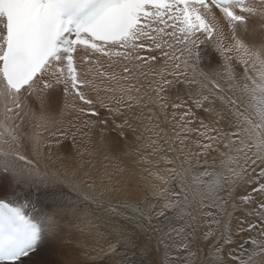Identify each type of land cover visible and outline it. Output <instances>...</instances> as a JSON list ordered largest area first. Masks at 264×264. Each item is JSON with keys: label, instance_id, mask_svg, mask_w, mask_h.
Returning <instances> with one entry per match:
<instances>
[{"label": "snow or ice", "instance_id": "obj_1", "mask_svg": "<svg viewBox=\"0 0 264 264\" xmlns=\"http://www.w3.org/2000/svg\"><path fill=\"white\" fill-rule=\"evenodd\" d=\"M61 96L58 116L46 110ZM49 126L56 149L81 156L77 136L97 129L109 146L131 133L146 140L137 155L165 153L167 179L145 169L163 203L129 217L148 238L139 264H264V0H0V264H29L100 206L84 181L41 171ZM233 210L246 238L230 248Z\"/></svg>", "mask_w": 264, "mask_h": 264}, {"label": "bare ground", "instance_id": "obj_2", "mask_svg": "<svg viewBox=\"0 0 264 264\" xmlns=\"http://www.w3.org/2000/svg\"><path fill=\"white\" fill-rule=\"evenodd\" d=\"M101 95H103V92H101ZM59 101H60V99H59ZM58 102H57V105H58ZM55 103H53V104H55ZM59 104H60V102H59ZM53 108L50 105H46V109H53ZM55 113H57V112H55ZM137 114H138V112H137ZM58 115H59V113H58ZM201 115H203V114L201 113ZM169 120H171V109H169ZM69 122L76 123L78 127H79V125L82 124V122L77 121L75 114L66 113L65 114V120H64V126L67 127ZM209 122L210 121L208 119L205 120V123H209ZM133 123L135 124L136 122L133 121ZM160 123H161L162 128H166V130L170 134L172 133V126L170 124L167 126L163 124V116L162 115L160 117ZM217 126L222 127V125H217ZM195 127L199 128V125L196 124ZM29 130H31V129L29 128ZM51 131H53V127L49 126V129L47 131L42 132V135L45 138L46 144H53V147L51 149H48L46 147V149H47L46 152L43 150V154L39 158L41 171H48L49 173L55 171V172L60 173L61 175L66 174L69 178L75 179L78 182L84 181L85 183L82 185L83 188H85L87 183H88V184H91L92 186H95L99 191L103 190V188H104L105 189L104 195H108L110 197L119 196V199L124 200L129 196V194L130 195L132 194L134 196H137V198L139 200V198L142 199L143 196H145V191H150L154 195H156L153 188H152V185L153 184H159L158 181H156L154 178L149 176L148 171H145V169H150L153 172H158L161 176H164L165 179L167 177V174L164 171L165 168L158 166V163H157V161H159V157L163 156V154L162 155L158 154L156 156H153L150 154L151 149L145 147L142 150V152L139 155H137L136 149H137L138 145L139 144H145L146 140H141V141L137 142V141H135V138L131 135V133L129 134V139L127 142L119 141V138L115 136V138L113 140L119 141V142L113 143L111 146H109L106 143H102L101 138H99V140H95L94 142H92L93 147L91 150L87 148L88 153H90V154L85 153L84 155L81 156L77 153V151L75 149H72L73 151H71L70 153L68 151H65L64 149H59V150L56 149L54 146L55 141L50 136ZM140 131L141 132L143 131L142 127L140 128ZM98 132H99V130H98ZM137 134H139V132ZM93 135H98V133L93 134ZM149 135H151V134L145 133V137H147ZM161 135H163V133H161ZM80 137L81 136H79V138ZM79 138H77V139H79ZM153 138H155V137H153ZM195 139H196V136H195V134H193L190 137L189 142L186 145V148H191L193 150H196L194 143H192V141H194ZM81 140L82 139L80 138V141ZM77 144L80 147L81 144L80 143H77ZM86 144H89V142ZM82 145H84V144H82ZM177 147H180V145L177 144ZM83 149H85V148H82L81 150H83ZM62 150H63V153L66 154L65 157H63ZM28 155H31V153L29 152ZM141 156H144L147 159H149L151 161V163H139ZM73 158H75L76 160L79 159V161L78 160L76 161L75 159L73 160ZM124 158H127L128 165L122 161ZM212 163H213L212 159L209 158V164L211 165ZM161 166H162V164H161ZM75 167H77V168L75 169ZM97 169L99 170L98 173H97ZM121 172H125V174H128L129 175L128 178L122 179ZM113 182H115V183L121 182L119 184L118 191L113 192L112 187H111ZM114 187H117V186H114ZM247 187H248L247 185L243 186L240 191L243 192L244 188H247ZM64 190L67 191V189H64ZM135 192H136V194H133ZM101 193H102V191H101ZM110 197L108 198L109 200H110ZM131 199H133V198H131ZM111 200H112V198H111ZM99 213L100 212L97 213V212L92 211V209L90 210L88 208L87 214H84L81 216V218L84 217V220H85L84 223H82L81 218L72 220L75 223L74 226L78 227L77 230L78 229L83 230L82 233H77V236L74 235L73 239H76V241H74L73 249H71L72 252H70V253H73V255L65 256L64 253L68 252V248L64 246L63 241L60 240L61 238H58L56 240H49V243L48 244L46 243V245H47L46 247H44L41 250H38L35 253V255H33L30 258L29 264L32 263V260H38V259L42 262V264H52L54 256L57 257L58 259L62 257V259H61L62 264H64V261L66 259L77 262V256L79 255L78 251L79 252H85V253H92V252H90V250L92 248H95L96 231H97V229L100 230L99 225H102L103 228L106 227V225H105L106 216L99 214ZM242 215H243L242 213H240L236 210H233V215L231 217L230 227H231L234 235H236V230L239 226V222L242 218ZM96 216H99V217L96 218ZM95 219H98V221L100 219L101 222L99 221L100 223H98ZM94 223H96V225ZM107 230H109V229H107ZM99 234L100 235H99V237H97V239L99 238L98 241L100 242L101 240L103 241L104 238H106V237H103L104 232H99ZM70 235H72V234H70ZM107 236H109V235L107 234ZM236 236H238L240 239L246 238L243 234L236 235ZM70 237H72V236H70ZM73 239H72V241H73ZM71 245H72V242H71L70 246ZM104 245H102V246H104ZM136 245H138V244H136ZM157 245H159V244H157ZM228 247H230V246H228ZM62 250H64L65 252H63ZM99 250H101V249H99ZM108 253H104V254H108ZM118 254H119V252H118ZM87 255H90V254H87ZM89 258H90V256H89ZM90 260H91V258H90ZM123 261H125V260H123Z\"/></svg>", "mask_w": 264, "mask_h": 264}, {"label": "rangeland", "instance_id": "obj_3", "mask_svg": "<svg viewBox=\"0 0 264 264\" xmlns=\"http://www.w3.org/2000/svg\"><path fill=\"white\" fill-rule=\"evenodd\" d=\"M57 102L56 103L54 102L55 104H53L54 105L53 109H46V110L52 111L54 115H58V113L60 111V107H62V102L60 100L59 101L60 104L58 102V105H57ZM37 107H39V105H37ZM55 112H57V113H55ZM98 130L99 129L96 130V133H98ZM80 136H81L80 138L82 139L81 141H80L79 136H77V138H79V139H77V143L81 144L80 148L81 149L82 148H86V149L88 148L90 150L93 147V143L92 142H94L95 140H99V138H100L98 135H93L92 133H89V136H91V138H92L91 142H89V136H82V135H80ZM115 136L116 135L113 133L112 134V139H114ZM88 142H89V144H86ZM66 144L68 145L69 148L71 147V138L70 137H69L68 141H66ZM82 144H84V145H82ZM46 150L47 149L45 147L44 151L46 152ZM71 151H73V150L71 149ZM62 154H63V157L66 156V154L63 153V150H62ZM159 154L165 155L164 152H161ZM74 159L75 158H73V160ZM77 160L79 161V159H77ZM122 161L128 165L127 158H124ZM157 163H158V161H157ZM161 164H162V166H161ZM158 166L163 167V168L170 167L169 165L165 166V164H163L162 162L158 163ZM76 168L77 167H75V169ZM98 172H99V170L97 169V173ZM128 176L129 175L125 174V172H121L122 179L128 178ZM166 179H167V177H166ZM120 183L121 182H116V183L113 182V184L111 186L113 192L114 191H118V187H119ZM114 186H117V187H114ZM161 186L162 187H167V184L166 185L163 184ZM83 189H84L85 192L94 191L97 194V196L99 198V205L100 206H97V204H89L87 207L90 210L92 209V211H94V212H97V213L100 212L99 214H102V215L106 216V219H105L106 227L103 228L102 225H99L100 226L99 227L100 230L97 229V231H96L95 248H92L90 250V252H92V253H85V252H79L78 251L79 255L77 256V262H75V264H139V261L143 258L142 247L147 242L148 238L143 233H141L139 231V228L137 226L136 221L134 219H129V217H139V211H138V208H137L138 205H143L144 207L147 208L149 206V203L156 204L158 201H159V203H163V200L160 199L157 195H154L150 191H145V196H143L144 199L143 198L142 199L139 198V200H138L137 196L129 194V196L126 199L123 200V199H119V196L110 197L108 195H104L105 194V192H104L105 189L104 188H103V190H101L102 193L104 192L103 194L95 186H92V188L89 189L88 188V183H87L86 187L83 188ZM133 194H136V192L133 193ZM109 197H110V200L108 199ZM111 198H112V200H111ZM131 198H133V199H131ZM169 214H171V212H169ZM98 217L99 216H96V218H98ZM160 219H161V221H163L162 217ZM81 220H82V223L85 222L84 217H82ZM95 220L98 223L101 222L100 219H99L100 222L98 221V219H95ZM72 222L73 221H71L70 224H66L65 225V231L63 233H61V235L59 237V238H61L60 240L63 241L64 245L65 244H69V243L71 244V242H72V245L70 247H67L69 253L72 252L71 249H73L74 241H76V239H73L74 235L77 236V233H82L83 232L82 229H78L77 230L78 227L74 226L75 223L74 222L72 223ZM96 223H94V224L96 225ZM153 223H155V220H153ZM173 226L177 227V228L182 227L183 226V222L179 221V220L175 221L173 223ZM107 229H109L110 231L107 230ZM164 230L167 231L168 230L167 227H165ZM198 230L199 231L206 230V223L204 221H200L199 222ZM189 231H190V229H189ZM99 232H104L103 237H106V238H104L103 241L101 240L100 242L98 241L99 238L97 239V237H99V235H100ZM70 234H72V235H70ZM107 234L109 236H107ZM157 235H163V233H159ZM70 236H72V237H70ZM171 236H172V239L167 241V242L169 244L173 245V247L170 248L168 250V252H169V255L175 257L177 255L175 248L180 243V240L182 238L181 237H177L175 232L171 233ZM72 239H73V241H72ZM243 239H245V238H243ZM243 239H240L238 236L233 234L232 243H231V245H229L230 248L231 247H238L239 243L242 242ZM46 243L48 244L49 241H46L41 246V248L39 250H41L44 247H46L47 246ZM136 244H138L139 246L136 245ZM151 244H152L153 249H154V251L152 252V258L153 259H157V260H159V258L163 259L165 257L164 245H162V244L157 245L158 243H157V240L155 238L151 241ZM102 245H104V246H102ZM112 246L115 247V251L111 253L109 251V249ZM98 248L101 249V250H99ZM193 250H195V245H193ZM62 251L65 252L64 250H62ZM68 252L64 253L65 256L73 255V253L69 254ZM118 252H119V254H118ZM104 253H108V254H104ZM87 254H90V255H87ZM89 256H90L91 260H90ZM53 258L54 259L52 261V264H62L61 263L62 257L58 259L57 257L54 256ZM123 260H125V261H123ZM31 264H42V262L39 259L38 260H32Z\"/></svg>", "mask_w": 264, "mask_h": 264}]
</instances>
